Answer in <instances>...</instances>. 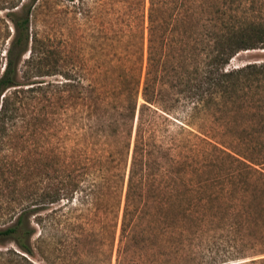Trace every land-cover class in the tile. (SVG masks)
Here are the masks:
<instances>
[{"label": "trees", "instance_id": "trees-1", "mask_svg": "<svg viewBox=\"0 0 264 264\" xmlns=\"http://www.w3.org/2000/svg\"><path fill=\"white\" fill-rule=\"evenodd\" d=\"M37 1L1 7L13 35L0 137L41 90L52 111L61 100L65 130L52 127L32 207L0 229L15 246L2 264H264V62L227 68L264 49L256 1L125 0L90 78L40 46Z\"/></svg>", "mask_w": 264, "mask_h": 264}, {"label": "rangeland", "instance_id": "rangeland-1", "mask_svg": "<svg viewBox=\"0 0 264 264\" xmlns=\"http://www.w3.org/2000/svg\"><path fill=\"white\" fill-rule=\"evenodd\" d=\"M18 1L24 4L29 2L0 0V73L13 35L12 23L6 17L9 9L2 10L1 7ZM255 1L252 13L257 18H263L264 0ZM126 8L125 0H79L76 9L70 8L66 0H39L31 31L35 32L41 47H57L62 55L72 56L77 68L82 69V75L90 78L94 75L93 68L100 50L104 49L106 53L110 51L116 12L119 10L122 13ZM138 14V21L142 23L141 10ZM29 55V51L24 54L21 65H25L20 67L22 72L29 71L28 75H32L33 65L23 63ZM262 62L264 49L247 50L234 56L227 68ZM53 79L59 78L37 76L30 78L29 83ZM25 81L20 80L22 84L28 83ZM48 93L41 90L24 95L25 99L9 123L8 130L0 137V229L11 225L21 211L32 207L33 193H38L45 185V163L52 142V127H55L57 137L62 138L64 133L65 118L60 107L61 100L56 99L58 101L53 114L47 100ZM260 143L264 153V143ZM9 248H15L14 244L5 242L0 245V251ZM34 260L43 264L38 257Z\"/></svg>", "mask_w": 264, "mask_h": 264}]
</instances>
